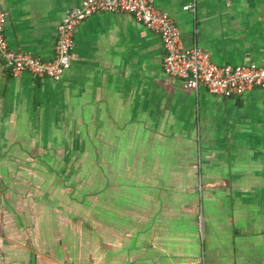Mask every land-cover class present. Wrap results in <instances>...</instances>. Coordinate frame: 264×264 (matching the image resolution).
Masks as SVG:
<instances>
[{"label": "crops", "instance_id": "crops-1", "mask_svg": "<svg viewBox=\"0 0 264 264\" xmlns=\"http://www.w3.org/2000/svg\"><path fill=\"white\" fill-rule=\"evenodd\" d=\"M156 1L185 48L264 64V0ZM82 3L0 0L9 47L52 58ZM162 58L132 16L100 12L58 79L0 62V264H264V90L186 87Z\"/></svg>", "mask_w": 264, "mask_h": 264}, {"label": "built area", "instance_id": "built-area-1", "mask_svg": "<svg viewBox=\"0 0 264 264\" xmlns=\"http://www.w3.org/2000/svg\"><path fill=\"white\" fill-rule=\"evenodd\" d=\"M156 4V0H83L80 7L67 11L58 28L54 56L50 59L9 47L5 38L7 12L0 4V62L14 76L28 73L36 78L56 80L71 65L78 26L95 13L114 12L132 16L159 37L163 72L181 79L184 86L193 89L205 87L213 94L231 98L240 97L253 88L264 90V64L219 65L198 45L185 48L174 19L167 13L158 12ZM195 6L187 4L184 10L195 13ZM197 33L195 30V35Z\"/></svg>", "mask_w": 264, "mask_h": 264}]
</instances>
